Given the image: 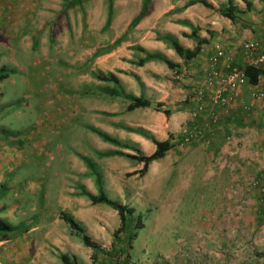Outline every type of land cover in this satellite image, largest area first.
<instances>
[{
  "label": "rangeland",
  "instance_id": "rangeland-1",
  "mask_svg": "<svg viewBox=\"0 0 264 264\" xmlns=\"http://www.w3.org/2000/svg\"><path fill=\"white\" fill-rule=\"evenodd\" d=\"M71 1L0 0V67L4 66L10 72L0 83V217L29 229L40 217L41 235L50 232L45 217L57 214L66 223L63 217L68 214L57 205L60 192H68L69 198L75 201L77 192L84 189L83 183L96 190L92 173L81 160L84 157L92 163L102 186L105 185L109 192L120 191L119 198L112 193H106V197L118 203L119 199L124 200L129 204L125 206L133 209L134 219L141 216L144 226L130 244L105 247V252L99 253L93 264H102V261L103 264H119L120 250L128 257L126 264L130 261L137 264H217L208 259L188 261L180 256L189 247L197 255L207 253L208 227L212 228V225L203 220L208 227L199 226L197 220L214 211H210L208 205L204 207L201 200L208 199L209 190H224L236 181V178L229 179L228 173L244 170L245 154L241 156L242 149L238 147L242 144L235 145L233 137L228 142L226 137L232 134L226 135L224 141L218 138L216 144L217 140L211 135L209 147L195 142L190 147L174 150L165 159L151 164L144 176L138 174L142 164L125 158L100 157V154L108 153L104 152L108 149L127 155H134L138 150L126 145L128 137L122 138L126 134L121 133V137L107 122L100 124L99 116L96 117L98 113L75 115L71 111L80 103L79 99L84 100L81 95L91 89L85 88L77 75L66 76L70 69L68 63L72 57L77 59L75 62L83 63L90 56H84L85 51L76 49L85 33L80 36L76 32H65L72 31V25L78 31L86 22L87 12L97 8L99 1L107 12L113 0H79L80 4L70 7ZM219 8H205L208 13L213 12L207 18L219 16ZM201 24L206 27V23ZM204 27L198 29H203L208 37ZM65 38L69 39L72 49L64 56ZM78 68L73 66V72ZM103 96L104 103L109 104L111 96L108 93ZM115 100L119 108L123 99ZM139 115L136 116L138 125L143 120ZM89 128L107 132L116 140L120 136L122 142L118 141L124 142L129 150L102 142L89 132ZM228 145H235L234 150L231 151L233 148ZM234 151V155L228 156ZM227 157L232 159L225 160ZM211 172L217 175L210 176ZM253 179L245 182L246 187L256 190L261 202L260 189L253 187L256 181ZM75 207L73 202L70 208ZM100 208L110 209L105 205ZM105 221L112 225L111 219ZM42 244L46 249H52L47 242Z\"/></svg>",
  "mask_w": 264,
  "mask_h": 264
},
{
  "label": "crops",
  "instance_id": "crops-1",
  "mask_svg": "<svg viewBox=\"0 0 264 264\" xmlns=\"http://www.w3.org/2000/svg\"><path fill=\"white\" fill-rule=\"evenodd\" d=\"M142 1L113 0L111 9H107V12L99 1L97 8L87 12L86 22L80 25L78 31H75L77 30L75 25H72V31H64L66 34L76 32L80 36L85 33L86 37L81 36V42L77 46L79 48L76 49L85 51L84 56H90L85 58L83 63L75 62L77 59L73 57L70 58L68 63L70 69L66 76L77 75L84 87L91 89L81 95L86 102L79 99L80 103L71 109L75 115L98 113L96 117L99 116L97 120L100 124L107 122L109 128H114L121 137V133L126 134L122 137H128L129 143L126 145L134 147L144 156H150L155 152V146L146 137L158 142L168 140L173 142L180 138L184 126L188 123L189 111L197 103L195 93L203 80V67L216 49H224L235 65H243L240 56V46L243 42L240 40L247 38L249 41L263 42L264 0H246L252 5L249 10L244 9L242 0H204L214 9L219 8L218 6L226 7L231 2L239 11L236 23L216 15L207 18L213 12L208 13L200 5L180 11L186 3L193 0H152L148 14L129 32V25L139 14ZM109 11H111L109 24L106 26ZM202 22L206 23V27L202 26ZM183 23L194 28L204 27L211 33V37H206L204 30L198 29V36L205 43L201 53L187 62L156 39L157 34L168 35L184 49L194 51V44L188 38L191 31L183 26ZM128 32V38L114 46V43ZM65 39L62 46L64 56L72 49L69 48V39ZM136 47L143 49L149 55L161 56L173 64L174 68H168L165 63L157 61L147 62L141 67L136 66V63L145 57V54L135 50ZM93 54L97 56L94 57ZM75 65L79 68L73 72ZM186 70L190 72V76L182 77ZM96 73L113 75L126 95L145 99L152 107L156 104L163 105L162 108L169 112L168 117L163 113L155 112L152 108H141L127 113L129 103L121 99L120 107L117 108L119 103L115 99L119 98L114 97H111L109 104L106 105L103 95L115 90V87L97 81L93 77ZM179 76L181 78L176 80ZM255 91L261 93V98L252 100L251 94ZM241 99L244 104L251 106L248 113H244L240 108H231L226 113L213 109L219 122L213 129L212 135L218 144V138L224 141L226 135L232 134L234 144H242L238 147L242 149L241 156L245 154L243 156L245 167L241 171H229V179L236 178L234 185L232 183L224 190L213 188L208 191L210 194L208 199L202 198L204 207L208 205L209 210L214 211L204 216L207 219L201 217L197 220L199 226L208 227L203 220L212 225V228L208 227L210 234L208 256L207 253L197 255L189 247L180 256L187 258L188 261L195 258L194 260L198 259L201 262L208 259L217 264H264V205L260 202L257 191L248 189L245 184L248 179L253 178L260 186L264 184V77L259 78L256 86L247 84L243 87ZM204 105L209 109L207 103ZM138 114L143 118L139 125L136 119ZM106 117L110 122L105 121ZM120 139L118 140L122 142ZM228 146L233 148L231 151L234 150L233 145ZM104 152L109 153L112 150L108 149ZM234 153L235 151L228 153V156ZM171 154L173 151L165 158ZM230 158L232 159V157L224 159ZM209 174L217 175L215 172ZM103 186L104 194L112 193L117 198L120 197L119 190L109 192L107 187ZM83 187L91 195L97 194L92 186L87 187L83 183ZM77 193L73 201L69 198L68 192L61 191L57 201L58 208L73 217L99 250L92 251L86 248L56 214L54 217H45V222L50 226L48 234L41 235L42 223L39 221L41 218L37 217L38 221L30 229L28 228L25 234L0 240V264H62L58 259L60 255L69 257L76 264H93L99 253L105 252V247L114 245L113 233L120 225L117 213L110 209H102L100 205L92 206L86 198L79 195V191ZM119 201L122 205H129L125 204L124 200L119 199ZM73 202L76 207L72 209L70 206ZM108 218L111 219L112 225L105 221ZM0 219L13 226L21 225L14 223V220L6 221L1 217ZM195 220L196 217L193 223ZM210 220L213 224L208 223ZM44 242L52 246V249H46L42 244Z\"/></svg>",
  "mask_w": 264,
  "mask_h": 264
},
{
  "label": "trees",
  "instance_id": "trees-1",
  "mask_svg": "<svg viewBox=\"0 0 264 264\" xmlns=\"http://www.w3.org/2000/svg\"><path fill=\"white\" fill-rule=\"evenodd\" d=\"M151 1L152 0H143L140 12L134 18V20L131 22V24L129 25L128 31L133 30V28H135L140 23V21L148 14L149 7L151 5ZM242 2L245 4L246 10L251 9V6H252L251 3L247 2L246 0H242ZM78 3H79V0H72L68 4V6L77 5ZM194 5H200L206 9L214 10L212 5H210L209 3H207L204 0H193V1L186 3V5L182 9H180V11H183L184 9H186L190 6H194ZM110 9L111 8H109V10ZM110 12L111 11H109L108 19L106 21V26H108V24H109ZM217 13L219 14L220 17L229 20L231 23H236L237 18H238L237 14L239 13V11H238L237 7L233 6L232 3L229 2L227 7L219 8L217 10ZM182 25L189 28L191 31L188 38L194 44V51L184 49L172 37H170L168 35L157 34L156 39H157V41H160V42L164 43L165 45H167L172 51H174V53L179 58H181L183 61L187 62V61H190V60L196 58V56H198L201 53L202 46L204 45L205 41L202 40L198 36V28L188 26L185 23H183ZM207 34L211 37L210 32H208ZM124 38L125 37H122L121 39L117 40L114 43V46H117L120 43H122L124 41ZM135 50L138 53L145 54L144 59L139 60L136 63V66H138V67L143 66L147 62L157 61V62L165 63L168 68H171V69L174 68L173 64L167 62L161 56L149 55V54L145 53V51L143 49L138 48V47H136ZM96 56L97 55L95 54L94 57H96ZM235 66L242 68L244 70V72L247 74V77H248L247 84L248 85L256 86L259 78L264 77V70H262V69L247 66L244 64L243 65H237L236 64ZM9 74H10V72H8V70L4 66L0 67V83L3 82L4 80H6L9 77ZM93 77L99 82L111 84L115 87V90L109 91L108 94L111 97L121 98L124 101L128 102L129 105L126 109L127 113L133 112L136 109L152 108L155 112L163 113L166 117H168L169 112L162 108L163 105L156 104L155 106L152 107L151 103L145 99L136 98V97H133L131 95H126L123 92V90L120 89V87L118 85V81L113 75H106L105 76L101 73H96L93 75ZM88 130L92 135H95L97 138H99L102 142H104L106 144H109V145L116 147L120 150H129V148L126 145L121 144L118 140L113 139L109 135H107V134H105V133H103V132H101L95 128H89ZM208 137L211 139V135ZM146 138L148 140H150L155 146V152L148 157L142 155L139 152H134L135 153L134 155H127V154H124L120 151L104 153V154H100L99 156L102 158H112V157L125 158L127 160L142 164V169L139 171L138 174L140 176H144L147 173L148 168L151 164L164 159L165 156L169 152L174 151V150L176 151L179 143L182 140L181 136L178 140L173 141V142H171V140L170 141L169 140L164 141V142H158L152 138H148V137H146ZM81 160L85 163L87 168L92 173V177L94 178V182H95V186H96L97 195H91L90 193L86 192L84 189H81V192L79 195L86 198L92 205H105L117 213L119 220H120V227L113 234L114 245L112 244V246L115 247L117 244L123 245L124 243H126L127 245L130 244L131 241H133V239L137 236V232L144 228L143 220H142L141 216L138 215L137 218L134 219L133 209H130L129 207L122 205L118 202H114V201L109 200L103 192V186L101 183V178L95 172L92 163L84 157H82ZM63 219L66 222V224L68 225V227L70 228V230L74 233V235L80 240V242L86 248L93 249L94 251L99 250L97 245H95L90 240V238L85 234L84 229L73 219L72 216L64 215ZM27 231H28V227L26 225L13 226V225H10V224H8V223H6L0 219V240H8V238L11 236L17 237V236L25 234ZM119 253H120L119 258L121 257L119 259L120 260L119 264H126L128 257H126L123 250H120ZM60 261L62 264H76L74 261H72L69 257H67L65 255L60 256Z\"/></svg>",
  "mask_w": 264,
  "mask_h": 264
},
{
  "label": "built area",
  "instance_id": "built-area-1",
  "mask_svg": "<svg viewBox=\"0 0 264 264\" xmlns=\"http://www.w3.org/2000/svg\"><path fill=\"white\" fill-rule=\"evenodd\" d=\"M240 56L244 65L264 70V40L243 42L240 46ZM183 76H190V72L184 71ZM180 78L176 77V80ZM247 80L244 70L235 66L224 49L217 48L203 67V80L195 93L197 103L189 111L188 123L184 126L178 148L190 147L195 142L205 147L210 146L211 139L208 136L212 135L219 122L213 109L226 113L231 108H240L244 113H248L251 106L244 104L241 99L242 88L247 85ZM251 96L252 100L258 99L261 98V93L255 91ZM204 103H207L209 109ZM231 139L232 135L226 137L228 142H231ZM254 186L260 189L261 203L264 205V184L260 186L259 182L255 181ZM127 264L137 263L130 261Z\"/></svg>",
  "mask_w": 264,
  "mask_h": 264
}]
</instances>
